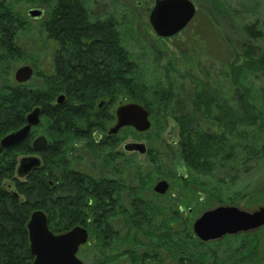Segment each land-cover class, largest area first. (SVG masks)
I'll use <instances>...</instances> for the list:
<instances>
[{
  "label": "trees",
  "instance_id": "16d2710c",
  "mask_svg": "<svg viewBox=\"0 0 264 264\" xmlns=\"http://www.w3.org/2000/svg\"><path fill=\"white\" fill-rule=\"evenodd\" d=\"M29 2L46 8L41 26L47 40L56 45L54 50L79 51L67 55L74 61L76 58L79 70L71 72L59 62L52 70L50 59L48 73L34 65V76L42 81L39 87L10 80L7 70L24 55L18 41L29 23L7 2H0V141L23 128L27 115L37 107L41 108L40 127L49 141L47 149L38 154L43 162L41 168L25 181L17 178L16 170L21 157L35 154L32 143L38 129H33L26 141L0 155V264H32L27 225L36 210L47 215L54 233L75 226L112 225L117 217L125 233L142 221L150 223V212H125V216L122 212H101L102 201L110 198L109 189L82 180V176H88L73 169V159L83 149L97 153L114 149L107 143L95 144L89 130L98 126L88 122V108L100 99L120 97L123 102L140 104L153 114L148 95L156 97L158 113L167 121L172 117L179 132L182 160L188 169L199 174L209 176L220 165L238 172L242 167L239 162L264 155V89L258 92L259 102H255L252 90L243 83L247 75L264 74V52L254 44L261 38L260 32H249L250 42L242 46V56L229 67L232 88L228 96L221 95L216 100L213 91L204 96L197 85L177 91L174 85L159 90L136 82L134 64L123 46L118 22L114 18L94 20L85 0ZM62 94L67 101L56 105ZM188 102L193 103V109ZM200 118L210 119L215 128L202 130ZM111 122L106 119L104 124ZM164 145L158 151L160 156L173 157L169 144ZM151 158L156 164L159 161L154 155ZM91 232L100 244L103 233L96 228Z\"/></svg>",
  "mask_w": 264,
  "mask_h": 264
},
{
  "label": "rangeland",
  "instance_id": "374dc122",
  "mask_svg": "<svg viewBox=\"0 0 264 264\" xmlns=\"http://www.w3.org/2000/svg\"><path fill=\"white\" fill-rule=\"evenodd\" d=\"M0 1H6L29 23L18 41L24 55L14 60L7 70L10 80L15 82V71L24 65H31L34 69L36 65L42 72L48 73L56 45L44 35L41 26L44 20L34 21L28 17V11L37 6H32L29 0ZM156 1L84 2L94 20L116 19L123 46L134 64L136 82L146 88L162 90L174 85L178 91L180 87L186 89L197 85L204 96L210 90L219 100L221 95L228 96L232 88L229 67L238 56H242V46L250 42L249 32L252 34L253 29L261 36L254 44L264 52V0H190L197 8L195 18L181 33L165 39L155 33L149 21ZM225 65H228L227 68ZM41 83L37 76L29 82L36 87ZM243 83L252 90L253 100L259 102L258 92L264 89V74L247 75ZM148 100L153 113L151 130L142 134L126 128L117 136L120 144L115 150L101 149L97 153L83 149L78 157L82 164L85 161L91 164L94 175L102 173L106 166L111 177L121 178L123 186L128 187L123 194L124 210L130 208L136 212L152 213L149 224L142 221L130 233L121 235L118 247L120 260L112 259L104 264H133L130 258L145 264L142 260L144 256L156 254H160L165 264H174L177 256L198 259L201 264H255L252 257L248 262L241 261L251 255L246 246L250 235L243 234L236 240L225 238L205 246L192 235L195 221L209 210L219 206L253 209L264 203V155L249 162H239L242 167L238 172H231L224 165L209 176L188 169L181 157L179 132L172 123V117L167 121L158 113L156 97L154 99L149 94ZM188 107L193 109V103L188 102ZM209 120L201 119L202 130L215 128ZM113 124L110 123L108 128ZM37 129V135H44L43 128ZM130 142L144 143L149 149L157 151L167 143L173 157L166 154L160 156L158 152L154 154V159L158 157L159 161L152 164L147 156L125 152L123 146ZM175 167L186 170L189 175L187 181L181 180ZM158 177L172 183L170 192L164 198L153 192ZM133 197L136 199L131 202ZM130 204L132 206L129 207ZM178 205H181L182 212ZM147 206L151 208L147 210ZM141 208L144 210L140 211ZM122 215L125 216V212ZM121 225L123 227L122 222ZM89 240L91 247L82 250L81 259L85 264H102L103 254L92 251V240L97 243V239ZM158 248L165 249L166 255L163 256ZM110 255L114 257L112 252Z\"/></svg>",
  "mask_w": 264,
  "mask_h": 264
},
{
  "label": "water",
  "instance_id": "95a60500",
  "mask_svg": "<svg viewBox=\"0 0 264 264\" xmlns=\"http://www.w3.org/2000/svg\"><path fill=\"white\" fill-rule=\"evenodd\" d=\"M197 12L195 5L190 0H157L150 14V24L155 33L162 38H170L183 31L193 20ZM29 18L40 20L44 10L34 8L28 12ZM34 75L33 67L24 65L15 72V81L18 84L28 83ZM65 97L59 96L57 104L63 103ZM41 124V108H35L26 118V125L5 136L0 141V155L12 149L31 134L33 128ZM152 123L149 112L140 104L129 103L122 105L117 110V123L110 129L109 136L117 135L124 128H133L139 133L151 129ZM48 147L45 136H38L33 141L35 152H42ZM126 152L146 154L147 148L143 143H127ZM42 166L40 157L30 155L22 157L17 167L19 179L28 178ZM170 185L167 181H160L154 191L165 195ZM17 196V194H16ZM264 223V209L255 213H248L235 206H219L214 210L205 212L193 225L195 235L202 241L219 240L226 235H236L241 232L251 231ZM30 251L34 257L32 264H84L77 258L80 246L87 243L89 235L85 228L75 227L65 234L53 233L48 224L46 214L36 210L31 214L27 225Z\"/></svg>",
  "mask_w": 264,
  "mask_h": 264
},
{
  "label": "flooded vegetation",
  "instance_id": "af4514ba",
  "mask_svg": "<svg viewBox=\"0 0 264 264\" xmlns=\"http://www.w3.org/2000/svg\"><path fill=\"white\" fill-rule=\"evenodd\" d=\"M0 2H6V1H0ZM38 8H41V9L44 10V16H43L42 19H40V21L45 20V17H46V14H47L46 8L43 7V6H40ZM77 52H79V51L57 50V49L54 50L53 54H52V57H51L52 70L56 69L55 65L58 62L62 63V65L64 67H66V68L69 67L67 69L71 70V72L75 71V70H79V69H76V67H77V65L75 64V61H77L76 58H75V61H74V59H71V58H69L67 56L68 54H76ZM60 54H62V55H60ZM57 55L59 56V58H58ZM94 85H96V84L94 83ZM60 96H64L65 97V99H64V101L62 103V104H64L67 101V97L64 94H62ZM116 98L117 99H106V98L100 99L97 103H95L93 105V107L88 108L89 111H88V116H87L88 117V122L90 120L91 122H93L94 126H96V124L98 126V128L94 127L92 129H89L91 134L94 137L95 144H98V145L101 146V144L107 143L108 146L112 145L114 147V150L120 144L119 143V139L117 138V136L119 135V133L121 131L117 135H113V136H109V132H110V129L112 127H114L116 125V123H117V110H118V108L121 105H123L122 104L123 101L121 100V98L120 97H116ZM112 103H114V104H112ZM62 104H60V105H62ZM56 105H58L57 104V99H56ZM106 119L112 120V122H114L113 126L108 128L109 124L108 125L104 124V121ZM134 143H137V142H134ZM124 146H123V148H124ZM146 148H147V152H146V154H144L142 156H147L148 158H151V156L153 157L154 154L158 153V151L155 150V149H154V153H153V149H149L147 147V145H146ZM131 154H137V152H133ZM79 155H80V153H79ZM79 155H77V157L74 158L73 162H72V166H73L74 171H76L77 173H82V174H85V175L88 176V177L82 176L81 177L82 180L87 181V182H92V183H95L97 185H101L102 187H105L104 190H106V188H108L109 191L108 192L106 191V192L108 194H111L110 198H106V200L102 201V208L100 209V211L101 212H136L134 209H130V208H128V209L125 208L126 210L123 209V207H124V205H123V194H124V192L126 190H128V187L123 186V183L121 182V178L111 177L109 175L110 171L108 170V167H106V166L103 167L104 171L102 173L98 172L97 175H94V173L92 172L93 169H92L91 164H89V162H87V161L84 162L85 164H82V162L78 159ZM41 160H42V158H41ZM150 162L152 164L155 163V162H153L152 158H151ZM173 164H174V159H173ZM175 168H177L176 170L178 171L177 173L179 174V176H183V174L185 173V170H181L179 167H175ZM187 178L188 177L183 176V177H181V180L182 181H187L188 180ZM157 179H158L157 184L160 181L164 180L161 177H158ZM171 184L172 183L169 182V185H170L169 192L171 190ZM116 189L120 190V192L116 193V191H115ZM154 189H155V187L153 188L154 194H156L157 196H159L161 198H164L169 193L168 192L166 195H160V194H157L154 191ZM135 199L136 198L133 197L131 199V202H134ZM91 200L93 201V199H91ZM130 206H132V204H130L129 207ZM178 206L180 207L181 212H182L181 205H178ZM261 209H264V203L259 205V206H257V207H255V208H253V209H249L248 208V209H245V210L244 209H241V210H243L245 212H249V213H255V212H257V211H259ZM121 222L122 221H121L120 217H117L112 222V225L111 224L97 225V226L96 225H94V226H90L89 225L88 227H85V226L83 227L82 226L83 228H85L87 230V232L89 234V239H91V240L94 237L92 235V232H91V230L93 228H96V229L100 230L103 233L101 235L102 240H101L100 244L95 243L92 240V242H93L92 251L93 252H99V253L103 254V258H102V261H101L102 264H104L105 262H107L109 260H112V259L113 260H120V258H121L120 257L121 251L118 249L119 244H120L119 240H120V237H121L122 234H127V231H126V233L123 232L124 229H123V227L121 225ZM74 228L75 227H73L70 230H68L66 232H63V233H55V234H65V233L71 231ZM130 232H131V230H130ZM194 234L192 236L194 238H197L199 243L201 245H203V246H205L208 243H214V242L216 243V242L222 241L225 238H231V239L233 238V240L234 239L236 240L237 238L241 237L243 234H246L247 236L250 235L251 237L246 240V242H247L246 246L251 251V255L249 256V254H248V256L243 258L244 259L243 261L248 262V259L252 257V260H253L252 262L253 263H255V264H264V223H262V225H260L259 227L255 228V229H253V230H251L249 232L239 233V234L233 235V236L229 235V236L224 237L221 240L202 241L201 239H199ZM28 240H29V236H28ZM89 241L87 242V244H85V245H83V246H81L79 248L78 255H77L79 259H81L80 254L82 253V250L85 249V248H90L91 247ZM88 245H90V246L86 247ZM29 247H30V245H29ZM112 249H113V251H111ZM158 249L162 250L163 256L166 255L165 249H161V248H158ZM111 252L114 254V257H111V255H110ZM31 255H32V253H31ZM130 259L132 260L133 264H139L136 259H133V258H130ZM142 260H143V262L145 264H165V260L160 257V254H156L154 256H144ZM33 261H34V257H33ZM173 263L174 264H201L200 260H198V259H194V258H191V257L186 258V257H182V256L181 257L177 256L176 257V262L173 261Z\"/></svg>",
  "mask_w": 264,
  "mask_h": 264
}]
</instances>
